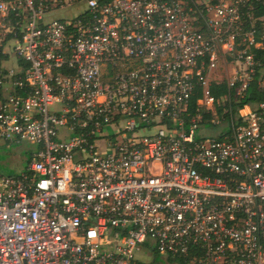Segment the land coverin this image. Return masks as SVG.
<instances>
[{"label":"built area","instance_id":"built-area-1","mask_svg":"<svg viewBox=\"0 0 264 264\" xmlns=\"http://www.w3.org/2000/svg\"><path fill=\"white\" fill-rule=\"evenodd\" d=\"M262 7L0 0V264H264Z\"/></svg>","mask_w":264,"mask_h":264},{"label":"rangeland","instance_id":"rangeland-1","mask_svg":"<svg viewBox=\"0 0 264 264\" xmlns=\"http://www.w3.org/2000/svg\"><path fill=\"white\" fill-rule=\"evenodd\" d=\"M228 71V66L221 69L222 74ZM264 73V69L262 70ZM222 127L217 125L214 127L213 132H217ZM203 134H208L203 131ZM32 145L27 142H11L0 140V173L6 175H17L25 167L27 159L30 157ZM162 261L158 257V263Z\"/></svg>","mask_w":264,"mask_h":264},{"label":"trees","instance_id":"trees-1","mask_svg":"<svg viewBox=\"0 0 264 264\" xmlns=\"http://www.w3.org/2000/svg\"><path fill=\"white\" fill-rule=\"evenodd\" d=\"M261 14H264V7L260 10ZM256 58L258 61L262 62L264 64V49H257L256 50ZM228 87L227 84L224 82L220 85H213L212 86V93L217 98H220L222 95L227 94ZM232 96L234 95L233 92H231ZM264 99V85H260V73L256 76L254 81L250 84L245 97L241 99L239 106H242L246 102H258ZM196 102V98L193 99V104ZM236 110V109H234ZM221 111V109H220Z\"/></svg>","mask_w":264,"mask_h":264}]
</instances>
